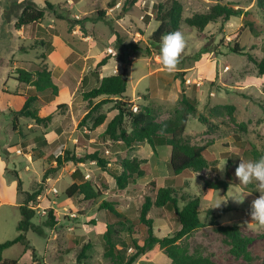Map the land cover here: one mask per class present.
<instances>
[{
  "label": "rangeland",
  "instance_id": "rangeland-1",
  "mask_svg": "<svg viewBox=\"0 0 264 264\" xmlns=\"http://www.w3.org/2000/svg\"><path fill=\"white\" fill-rule=\"evenodd\" d=\"M131 1L116 0V6L110 8L111 0H50L55 5L53 11L47 9L40 22L17 29L25 5L33 2L46 9V0H0V245L18 236L21 211L11 203L24 204L27 194L22 192H40L29 206L36 212L33 222L45 232L43 236L32 230L27 233L34 251L25 252V247L17 244L5 250L3 257L19 264H124L136 253L133 241L145 243L146 233L139 224L141 207L147 197L155 199L169 180L180 207L185 204L183 199L201 201V225L176 245L188 255L217 264H264V229L251 223L250 216L251 203L260 195L257 182L244 185L235 175L241 160L264 156V76L249 60V55L257 61L264 59V36L255 39L245 30L244 17L220 19L203 31L185 23L187 17L207 13L217 3L252 10L251 21L261 23L260 0H177L183 8L179 30L186 47L172 70L161 63L159 49L151 40L159 26L154 5L166 8L172 0H138L130 6ZM261 2L264 7V0ZM118 41L139 49L121 50ZM236 44L246 54L231 52ZM105 57H109L108 63L99 67ZM45 65L59 87L58 94H39L33 86L17 80L19 69L36 71ZM94 72L101 79L125 72L126 108L140 112L148 107L156 123L177 118L184 108L180 96L185 89L187 96L196 100L198 114L191 116L182 140L191 146L208 145L211 165L201 172L177 176L170 168L167 145L159 144L155 154L146 143L130 146L106 137V128L119 111L114 99L85 100L84 92L97 85ZM30 96H38L35 110L53 115L47 126L22 116L15 120ZM198 115H203L206 123L200 122ZM101 119L105 122L97 127ZM91 154L109 160L112 170L122 169L121 163L129 160L145 174L132 177L128 187L120 190L97 162L66 161ZM58 157L63 160L61 165L56 162ZM85 181L101 187L103 197L86 201L81 195L66 194L72 184ZM221 181L230 184L227 191L207 188L206 183ZM233 197L245 198L238 203ZM103 201L117 203V210L130 221L123 225L113 222L112 241L119 253L114 260L105 255L109 220L101 209ZM219 203L222 205L215 208ZM228 207L232 211L217 218L220 209ZM51 211L56 217L54 227L46 224ZM148 217L159 238L174 237L181 230L172 206H154ZM221 226H238L240 234L252 240L246 253L234 255L232 241ZM157 254L158 264L168 258L156 246L136 263L149 264Z\"/></svg>",
  "mask_w": 264,
  "mask_h": 264
},
{
  "label": "trees",
  "instance_id": "trees-1",
  "mask_svg": "<svg viewBox=\"0 0 264 264\" xmlns=\"http://www.w3.org/2000/svg\"><path fill=\"white\" fill-rule=\"evenodd\" d=\"M49 1L50 0H46V9L37 7L33 2L25 5L18 18V22L16 23V28L21 29L24 26L40 22L45 17L47 9L50 11L55 9V5L51 4ZM137 1L138 0H132L128 4L133 6ZM116 3V0H111L109 7L114 8ZM262 3L263 2H261V0L258 3L259 9L262 10V13L260 14V18L262 19L261 23L251 21L250 16L254 15L252 10L244 11L243 9L236 8L231 4L221 3H217L215 6L210 8V11L207 13H197L191 17H187L185 19V23L191 28L203 31L209 24L216 23L220 19L226 20L231 17H244L245 30H249L255 39H260L264 36V7ZM154 9H157L155 20L159 23V26L153 32L151 40L152 44L159 49L160 41L163 35L180 29L183 22V8L177 0H172L168 3L166 8L162 5H154ZM100 14L104 13L101 12ZM54 34L57 35L56 32ZM117 46L121 47V50H124L125 48H130L132 50L139 49L137 45H125L122 44L121 41L117 42ZM51 49L52 45L50 47V50ZM230 50L235 54H246L244 53L245 49L239 44L231 47ZM147 52L151 53L148 49ZM45 58H47V54L43 55V59ZM108 60L109 57H105L98 64V66L101 67L106 65ZM249 60L254 62L257 66L259 75L264 76V59L257 61L252 55H249ZM93 75L96 78L97 85L84 92L83 96L85 100L93 101L99 97L114 99L119 111L118 115L110 121L106 128V137L111 140H121L130 146L146 143L150 145L155 154H157V146L159 144L167 145L171 150L170 168L172 173L177 176L187 171L201 172L203 169L211 165L207 159L209 155L208 145L201 147L191 146L189 143L182 140L191 116L198 114L196 100L188 97L185 89L182 90L180 96V100L184 104V108L182 111L178 112L177 118L164 123H156L151 110L148 107H143V110L140 112H133L126 108L128 103H125L123 98L128 89V77L125 72L107 76L102 79L100 78L98 72H94ZM17 80L33 86L39 94L46 91H52L54 94H58L60 92L59 87L52 79V73L47 65L36 71L19 69ZM83 80H85V78ZM36 101H38V96L28 97L23 108L16 113L15 120L18 116H22L34 120L37 125L47 126L51 123L53 115L35 110L34 104ZM231 109L233 110V108ZM197 118L200 122L206 123V118L203 115H198ZM127 120H129V124L127 123ZM104 122L105 120L101 119L96 126L98 127ZM66 161H74L76 163H85L87 161L97 162L98 166L107 171L108 174L116 181L120 190H125L128 187L132 177H142L145 174L143 170H140L135 163L129 160H125L121 163L122 169L112 170L108 167L111 162L109 160L102 159L98 154H91L81 158L73 156L66 159ZM56 162L58 165H61L63 160L61 157H58ZM166 182L167 186L158 190L155 195V199L147 197L141 207L139 224L142 230L146 233L145 243L140 245L136 241H133L136 253L124 264L136 263L141 255H145L148 251H152L156 246L158 249L163 251L169 259H171V264H217L202 257L188 255L178 245H176L178 240L190 235L201 225V220L199 218L201 201L200 198L190 199L189 201L183 199L182 201H184L185 204L180 207L179 199L172 188L173 181L167 180ZM152 184H154V182ZM206 185L209 189H223L225 191H227L230 186L227 181H221L214 185L206 183ZM21 186L22 183L19 182V192H21ZM22 193L27 194V197L25 203L20 205L22 219L17 227L18 236L15 240L0 245V264H19L18 260L5 259L3 257V252L17 244L24 246L25 252L32 249L30 242L27 239V233L29 231L32 230L42 236L45 234L43 228L33 222L36 212L33 207L29 206L30 201H33V199L38 197L40 192H34L32 194L25 192ZM66 194L69 197H73L77 194L83 196L86 201H96L103 197L104 190L89 181H85L81 184H72L67 189ZM116 206L117 203L109 201H103L101 203V209L106 212L109 220L107 232L104 235L105 255L113 260L117 259L119 255L116 245L112 241V235L115 233V224L113 222L116 221L121 225L125 223L129 224L130 222L123 213H120L117 210ZM154 206L157 208L172 206L176 209L181 230L174 237L159 238L154 234V221L148 217L152 207ZM229 211H232L230 207L220 209L217 218L223 217ZM46 224L48 227H54L56 224V217L52 211ZM220 230H222L224 234L231 239L233 244L232 251L234 255H240L247 252L252 240L250 238H244L240 234L238 226H221ZM129 232L133 233V229L131 227H129ZM88 248V245L85 246L83 248V252H85ZM116 264L119 263L116 262Z\"/></svg>",
  "mask_w": 264,
  "mask_h": 264
},
{
  "label": "clouds",
  "instance_id": "clouds-1",
  "mask_svg": "<svg viewBox=\"0 0 264 264\" xmlns=\"http://www.w3.org/2000/svg\"><path fill=\"white\" fill-rule=\"evenodd\" d=\"M185 47L186 38L180 30L163 35L159 48L161 63L168 70L174 69ZM235 175L239 178V183L244 185H248L253 181L257 182V189L260 195L251 203V223L254 222L258 228L264 229V191H260L264 189V156L255 160H241L236 168ZM244 198L233 197L234 201L238 203H242ZM222 203H219L215 208H219Z\"/></svg>",
  "mask_w": 264,
  "mask_h": 264
},
{
  "label": "crops",
  "instance_id": "crops-1",
  "mask_svg": "<svg viewBox=\"0 0 264 264\" xmlns=\"http://www.w3.org/2000/svg\"><path fill=\"white\" fill-rule=\"evenodd\" d=\"M54 36H56V35H54ZM56 37H59V36H56ZM58 39H59V38H58ZM11 204L18 205L19 208H20V203L12 202ZM30 250H33V251H34L33 248L30 249ZM159 255H160V254H157V255L155 256V258H152V259L148 260L147 263H149V264H158V263H157V258L159 257ZM162 260H163V264H171V262H172L171 259L166 258V257H163ZM134 264H135V263H134ZM136 264H140V263H136Z\"/></svg>",
  "mask_w": 264,
  "mask_h": 264
},
{
  "label": "built area",
  "instance_id": "built-area-1",
  "mask_svg": "<svg viewBox=\"0 0 264 264\" xmlns=\"http://www.w3.org/2000/svg\"><path fill=\"white\" fill-rule=\"evenodd\" d=\"M136 110H137V109H135V112H137Z\"/></svg>",
  "mask_w": 264,
  "mask_h": 264
}]
</instances>
